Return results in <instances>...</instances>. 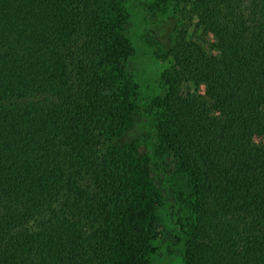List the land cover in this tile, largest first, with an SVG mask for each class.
<instances>
[{"label":"trees","instance_id":"trees-1","mask_svg":"<svg viewBox=\"0 0 264 264\" xmlns=\"http://www.w3.org/2000/svg\"><path fill=\"white\" fill-rule=\"evenodd\" d=\"M121 1L0 0V264H264V0H181L163 96Z\"/></svg>","mask_w":264,"mask_h":264},{"label":"rangeland","instance_id":"rangeland-1","mask_svg":"<svg viewBox=\"0 0 264 264\" xmlns=\"http://www.w3.org/2000/svg\"><path fill=\"white\" fill-rule=\"evenodd\" d=\"M121 4L128 8L125 33L135 48L127 63L128 71L135 74L145 94L153 92L163 96L167 91L164 75L172 71L174 60L171 49L182 34L192 36L204 49L219 55L218 49L214 47L218 38L209 27L196 28V17H190L186 8L188 5L181 0H122ZM183 87L198 94L204 93L203 85L188 82ZM255 141L264 145L262 138ZM138 148L144 151L141 140ZM173 162V157L169 155L166 164L173 166ZM155 227L159 233L155 244H158L167 239L169 234L159 221ZM149 264H186L184 250L177 248L171 261L164 262L152 257Z\"/></svg>","mask_w":264,"mask_h":264}]
</instances>
